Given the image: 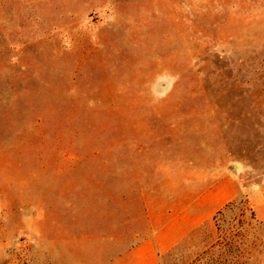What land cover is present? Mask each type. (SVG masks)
<instances>
[{"label":"rangeland","instance_id":"obj_1","mask_svg":"<svg viewBox=\"0 0 264 264\" xmlns=\"http://www.w3.org/2000/svg\"><path fill=\"white\" fill-rule=\"evenodd\" d=\"M246 200L264 264V0H0V264H205Z\"/></svg>","mask_w":264,"mask_h":264},{"label":"trees","instance_id":"obj_2","mask_svg":"<svg viewBox=\"0 0 264 264\" xmlns=\"http://www.w3.org/2000/svg\"><path fill=\"white\" fill-rule=\"evenodd\" d=\"M238 205L243 208L241 211V228L245 224L246 229L245 231L243 228L236 229L235 233V228H231L233 226L226 228L225 218L228 210ZM213 223L217 236L213 232L211 223L208 222L191 234L190 240L196 237L203 245L196 261H205V264H226L225 261L231 256L235 262L233 264H247L246 260L252 258V251L251 247H244L243 238L246 235L245 233H248L258 224L255 212L253 208L249 206V201H242L240 204L236 202L230 203L224 210L218 212L217 215L214 216ZM188 243L189 240H187L182 247H189L187 246ZM178 251H181L180 246L163 256L159 264H175L179 254ZM186 264H192L191 259Z\"/></svg>","mask_w":264,"mask_h":264},{"label":"crops","instance_id":"obj_3","mask_svg":"<svg viewBox=\"0 0 264 264\" xmlns=\"http://www.w3.org/2000/svg\"><path fill=\"white\" fill-rule=\"evenodd\" d=\"M208 200H209V202L212 200V197H208ZM212 209V207H211V202L209 203V206L207 207V210L208 211H210ZM202 222V221H201ZM198 224H200L199 222H196L195 221V224H194V226H197ZM148 259L147 258H145V257H143V256H140V257H138V259H137V261H136V263L137 264H145V263H148Z\"/></svg>","mask_w":264,"mask_h":264}]
</instances>
